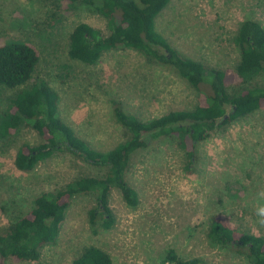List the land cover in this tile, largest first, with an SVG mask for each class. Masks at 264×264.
<instances>
[{
	"label": "rangeland",
	"instance_id": "rangeland-1",
	"mask_svg": "<svg viewBox=\"0 0 264 264\" xmlns=\"http://www.w3.org/2000/svg\"><path fill=\"white\" fill-rule=\"evenodd\" d=\"M246 20L264 27V0H173L158 17L157 29L181 55L209 68L234 69L240 57L233 37ZM82 23L109 34L107 20L83 6L70 7L62 0H0V41H27L38 48L41 58L30 83L46 82L58 93L60 118L90 147L107 152L129 138L111 116L112 101L143 122L197 105L200 95L193 87L136 50H111L89 66L71 60L70 35ZM252 85L264 86V75ZM15 93L0 90V111ZM44 142L25 122L0 142V232L27 213L40 194L106 173L65 152L32 172L19 170L15 161L21 145ZM196 154L190 173L187 154L176 139L151 141L132 156L127 173L140 198L136 208L113 188L108 204L115 224L92 227L89 212L96 197L77 196L58 239L40 250L39 260L7 264H72L90 246L107 252L114 264H161L169 250L206 264H252L244 255L212 244L208 233L219 219L239 235L264 238L254 214L255 206L264 203L258 197L264 191V107L211 134Z\"/></svg>",
	"mask_w": 264,
	"mask_h": 264
},
{
	"label": "trees",
	"instance_id": "trees-1",
	"mask_svg": "<svg viewBox=\"0 0 264 264\" xmlns=\"http://www.w3.org/2000/svg\"><path fill=\"white\" fill-rule=\"evenodd\" d=\"M66 5L83 6L107 20L109 34L103 35L88 24H79L70 35L68 56L84 65L96 64L104 53L129 48L142 53L149 62L175 71L200 95L192 109L171 111L143 122L128 113L121 103L112 101L111 116L129 138L107 152L89 146L59 116V95L46 82L31 84L39 62L38 48L27 41H0V90H15L6 109L0 111V142L14 136L22 123L29 124L44 139V144L21 145L16 167L32 172L56 153H70L99 168L103 177H82L64 188L44 192L32 208L6 231L0 232V264L9 260L37 261L40 250L54 244L72 201L81 195H95L97 205L90 210L92 227L110 229L115 224L108 200L118 189L131 208L140 203L137 191L127 180L132 156L151 141L176 139L189 159L188 172L197 160L198 145L211 134L264 107V86L252 85L264 75V27L255 20L242 22L233 37L239 53L234 69L209 68L181 55L157 29V19L173 0H62ZM234 82V83H233ZM0 146V151H1ZM209 240L244 255L252 264H264V238L239 233L226 222H211ZM206 264L200 258L181 259L169 250L161 264ZM72 264H114L101 248L90 246Z\"/></svg>",
	"mask_w": 264,
	"mask_h": 264
},
{
	"label": "clouds",
	"instance_id": "clouds-1",
	"mask_svg": "<svg viewBox=\"0 0 264 264\" xmlns=\"http://www.w3.org/2000/svg\"><path fill=\"white\" fill-rule=\"evenodd\" d=\"M260 200L264 201V191L258 193ZM254 214L257 217L256 223L261 227H264V203H258L255 206Z\"/></svg>",
	"mask_w": 264,
	"mask_h": 264
}]
</instances>
